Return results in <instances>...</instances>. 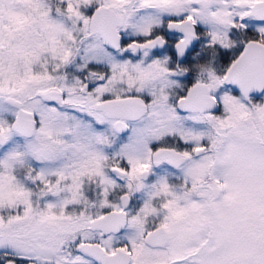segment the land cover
Segmentation results:
<instances>
[{
	"label": "snow or ice",
	"instance_id": "obj_1",
	"mask_svg": "<svg viewBox=\"0 0 264 264\" xmlns=\"http://www.w3.org/2000/svg\"><path fill=\"white\" fill-rule=\"evenodd\" d=\"M0 264H264V0H0Z\"/></svg>",
	"mask_w": 264,
	"mask_h": 264
}]
</instances>
